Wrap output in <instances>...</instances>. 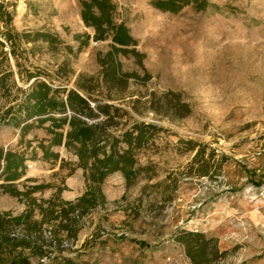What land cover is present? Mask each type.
I'll list each match as a JSON object with an SVG mask.
<instances>
[{"label": "rangeland", "instance_id": "rangeland-1", "mask_svg": "<svg viewBox=\"0 0 264 264\" xmlns=\"http://www.w3.org/2000/svg\"><path fill=\"white\" fill-rule=\"evenodd\" d=\"M83 1L0 0L13 17L4 30L15 42L6 46L8 63H0V76L13 72L0 89V147L28 158L37 152L13 185L29 196L0 189V212L31 213L32 234L19 226L13 231L47 241L43 257L23 251L30 264H192L176 240L181 231L218 241L227 255L212 264H264V0H207L204 11L189 0L177 13L158 9L159 0H111L115 22L136 40L117 56L123 85L105 79L113 42L94 39L81 18ZM38 33L57 40L31 42ZM31 75L53 88L85 86L118 108L120 125L111 132L154 128L134 150L137 176L130 183L121 172L108 176L104 201L83 215L76 239L58 234L59 248L50 246L52 224L44 222L41 233L34 228L43 220L40 206L48 210L54 197L76 201L88 182L83 169L72 172L77 158L65 147L52 148L56 163L42 159L38 144L51 138L44 129L33 127L22 138L5 123Z\"/></svg>", "mask_w": 264, "mask_h": 264}, {"label": "trees", "instance_id": "trees-1", "mask_svg": "<svg viewBox=\"0 0 264 264\" xmlns=\"http://www.w3.org/2000/svg\"><path fill=\"white\" fill-rule=\"evenodd\" d=\"M194 1L199 11H204L209 6L207 0ZM190 3L189 0H159L156 7L177 13ZM115 11L116 6L111 0H85L82 2L81 18L87 27L95 30V40L103 41L111 37L113 44L103 62V66H107L108 71L105 79L110 83L119 82L123 85L127 76H120L121 64L117 61V56L120 53L123 55L129 53L128 48L136 46V40L131 36L125 23L115 22ZM12 20L11 13L7 12L4 4L0 2V63L2 65L9 60V53L5 50L7 44L14 46L15 43L14 36L4 30ZM38 38L50 44L57 40L51 34L38 33L31 42L37 41ZM12 51L11 49V54ZM12 76L13 72H3L0 76V89L7 88ZM29 79L34 81L27 92H22L21 101L5 111L3 117L5 123L20 129L22 138L33 127L44 129L51 138L42 140L38 144L43 152L42 159L56 163L59 154L52 152V148L63 146L77 158L72 172L78 168L83 169L88 182L87 192L76 201L62 202L58 197H54L48 201V210L40 206L43 220L34 223V228L41 233L44 222L52 224L56 242L50 243V246L59 248L58 234L66 232L69 238L76 239L83 215L95 208L99 204V199L104 201L101 184L108 176L121 172L129 183L137 176L140 170L135 168L134 150L145 145L150 136V129L154 128L137 124L131 130L116 134L110 129L119 128L120 124L117 122V118L120 117L119 109L102 104L98 98L92 97L89 88L80 85H78L79 90L53 88L51 83L42 81L37 76L31 75ZM11 83L12 87H17L15 82ZM82 92L88 93L91 98ZM91 101L94 104H91ZM100 118L103 119L96 121ZM92 121L96 122L92 123ZM47 123L49 125L45 126ZM46 141L48 145L45 144ZM121 144H125L127 148L121 149ZM33 153V156L28 158L26 151H5L0 147V182H3L0 184V189L3 192L16 196H29V192H17L13 189V185L25 176L27 160L37 159V152L33 151ZM198 155L200 152H197L195 158ZM30 217L29 212L20 217H12L10 213L0 212V264H30L29 258L23 253L24 250H29L33 255L40 257L45 256L43 244L47 241L43 236L39 241H32L13 235L16 226L22 227L29 235L32 234ZM176 240L184 246L192 264H212L227 255V252L220 251L216 239H208L204 233L181 231ZM17 251L19 252L16 253ZM5 254L8 256L5 257Z\"/></svg>", "mask_w": 264, "mask_h": 264}]
</instances>
